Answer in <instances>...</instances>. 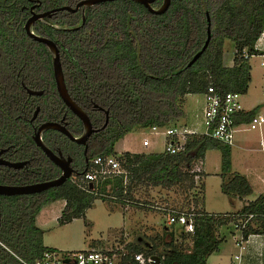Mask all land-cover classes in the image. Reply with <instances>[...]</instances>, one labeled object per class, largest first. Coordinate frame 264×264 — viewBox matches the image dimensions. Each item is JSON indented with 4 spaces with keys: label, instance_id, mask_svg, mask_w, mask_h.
<instances>
[{
    "label": "trees",
    "instance_id": "1",
    "mask_svg": "<svg viewBox=\"0 0 264 264\" xmlns=\"http://www.w3.org/2000/svg\"><path fill=\"white\" fill-rule=\"evenodd\" d=\"M80 1L0 0V148L9 149L5 154L8 161H31L22 169L0 166V184L27 185L60 174L35 147L24 126L36 107L41 111L38 121L51 120L54 106L65 111L73 136L82 132L80 121L56 93L48 49L30 39L23 28L32 12L74 7ZM161 2L155 0L152 8H158ZM263 27L264 0H171L162 15L151 14L133 1L116 0L96 4L84 12H57L35 22L34 34L51 40L58 49L69 96L86 111L94 128H101L105 122L104 113L93 110L94 105L108 112V122L88 141V164L82 150L67 138L48 136L49 146H58L74 158L75 174L61 186L31 196L28 202L17 200L13 211L0 209V241L16 257L11 256L7 264H32L43 252L52 250L42 245L43 231L35 221L45 206L64 201L58 221L65 224L85 217L97 199L132 204L133 190L142 185L182 190L185 203L179 210H172L192 215L193 233L180 227L179 235L174 236L167 227L162 236L149 238L144 246L126 243L125 261L142 253L157 256L160 264H206L224 240L220 229H234L248 215L254 217L241 231L243 240L253 234L264 235V196L237 213L208 214L203 210L204 187L193 168L206 151L220 152L224 194L245 198L252 192L242 175L231 172L230 146L210 137L190 135L181 153L152 155V164L146 169H139L146 163V155L117 154L114 150L116 143L137 127L179 126L185 116L186 96L203 94L208 86L222 94L245 95L250 66L249 59L240 54L243 50L250 57L257 54L254 45ZM207 28L211 38L206 50L187 67L203 47ZM227 40L234 45L231 68L223 63ZM22 85L45 94L30 97ZM252 117L251 112H242L235 122L248 123ZM96 157H114L124 173L88 183L81 189L72 180H79ZM107 185L112 197L103 194ZM167 233L169 241L165 242L163 236Z\"/></svg>",
    "mask_w": 264,
    "mask_h": 264
},
{
    "label": "rangeland",
    "instance_id": "2",
    "mask_svg": "<svg viewBox=\"0 0 264 264\" xmlns=\"http://www.w3.org/2000/svg\"><path fill=\"white\" fill-rule=\"evenodd\" d=\"M233 55L234 45L227 40L223 45V62L227 66L233 64ZM262 62L264 63V56L253 55L249 58L254 85L251 87V96L248 99L251 101L257 100L264 105V68L261 67ZM202 106L201 94H193L185 98V104L183 105L185 117L178 122V125L185 124L186 118L189 120L193 118L194 114H199ZM259 115L264 118V110ZM128 134L116 143L114 150L117 154H121L125 150L137 149L143 137L152 142L150 150L154 155L164 151L165 138L160 134L138 127ZM204 157V160L200 161L201 166L197 163V167L199 166L200 169L206 172L203 178L205 209L211 214L236 212L241 204L237 202L235 205L232 204L235 199L221 193L220 180L215 176V173L220 172V152L209 150L205 152ZM147 163H143V166L139 169H146L152 164L150 161H147ZM202 165H204L203 168ZM247 165L262 167L264 170V124L256 131L242 129L235 134L231 146V169L236 172H244V167ZM107 189H109V185H107L103 194L112 197L114 194L110 193L111 191L108 193ZM182 192L179 189L178 191H166L158 188H146L144 185L138 186L132 193V201L134 202L125 204L137 213L136 217L133 218L128 212L123 211L122 204L119 202L110 200L103 202L97 199L92 203V207L85 212V217L74 219L65 224H60L56 218L57 215L58 219L60 218L59 216H61L63 210L61 202L57 201L47 207L41 215L43 219L41 229L44 232L42 245L59 253H67L87 250L92 245H96L100 249L116 248L134 241L139 234H142L148 242L149 238L156 235L162 236L163 232L169 227L167 225V212L163 209L179 210L185 203V195ZM138 204L145 209V212H143V209L138 208ZM141 214H143V218ZM176 229L170 227L168 233L172 232L174 236H178L180 226L176 225ZM219 232L225 235L226 240H230L239 234L232 228H221ZM168 233L163 236L165 242L169 241Z\"/></svg>",
    "mask_w": 264,
    "mask_h": 264
},
{
    "label": "built area",
    "instance_id": "3",
    "mask_svg": "<svg viewBox=\"0 0 264 264\" xmlns=\"http://www.w3.org/2000/svg\"><path fill=\"white\" fill-rule=\"evenodd\" d=\"M261 36V35H260ZM255 50L257 45H254ZM243 59H249L250 56L246 50L240 54ZM204 106L202 110V127L203 131L198 133L181 126H153L149 130L151 132L162 135L164 139V151L168 154H179L184 150L187 137L190 135H201L210 137L220 143L228 146L233 145L235 134L244 129L256 131L264 124V118L255 115L248 123H236L235 117L244 112L241 104V95L229 92L222 94L216 91L212 86H208L202 94ZM143 147H148L149 142L144 140ZM119 162L114 157H96L93 158L88 166L87 172L76 181L81 189H85V185L95 182L106 177L123 174ZM199 177L196 176L195 180ZM167 212V225H179L184 232L193 233V224L191 214L176 213L172 209H163ZM248 215L245 220L239 221L234 225V230L238 232V236L233 237L238 246L245 240L241 236V231L246 224L253 218ZM126 244V243H125ZM125 244L116 248L104 249H87L77 252L59 253L56 250H48L42 253L32 264H152V256H145L142 253L134 254L128 261L124 257L127 256ZM235 264H243L239 255L234 257ZM22 264H28L20 261ZM160 264V263H159Z\"/></svg>",
    "mask_w": 264,
    "mask_h": 264
},
{
    "label": "water",
    "instance_id": "4",
    "mask_svg": "<svg viewBox=\"0 0 264 264\" xmlns=\"http://www.w3.org/2000/svg\"><path fill=\"white\" fill-rule=\"evenodd\" d=\"M111 1H116V0H82L78 2L74 7L63 6L55 10L46 11L43 13L32 12L30 17L25 22L23 28H24L26 35L33 41L45 45L46 48L48 49L50 56H51V61H52V73H53V80L55 84L56 93L58 97L60 98V100L62 101V103L68 109V111H70L72 115H74L80 121L82 125V134L79 137H75L65 128L64 125L53 123V122L43 123L35 132L32 140L35 143V145L43 152L46 158L51 163H53L57 168H59L61 175L58 178H55L52 180H47V181L25 185V186L0 185V195L16 196V195L38 194V193L47 191L51 188L61 186L69 178H71L73 174H75V170H73V168L71 167L72 158L63 157L61 152H58L57 154H55L47 146H45L41 140V134L43 132L49 131V130L57 131L63 134L70 142L77 144V145L85 146V151H86V143H87L88 138L94 132L98 131L92 127L91 121L86 111L83 108H81L79 105H77L68 94L65 81H64L63 71L61 68L59 52H58L56 45L47 38L35 35L33 32V25L37 21H43L45 18H51L52 15L57 12L67 11L70 13H76L80 9L82 12H84L87 8L92 7L96 4L104 3V2H111ZM129 1H133V2H136L144 6L148 10L149 13L154 14V15L164 14L168 10L170 6V2H171V0H162L158 8H152L151 5L155 2V0H129ZM82 21H83V16H82ZM210 38H211L210 30L209 28H207V39L203 47L188 63L187 67H190L206 50L210 42ZM27 93L28 95H32V96H40L42 94V92L31 91V90H27ZM94 108H97L99 111H103V109L98 107L97 105H94ZM38 111H39V108L35 110L32 120L35 118ZM104 113H105V123L102 128H104L108 122V112L104 111ZM25 164L26 162L10 163L0 158V166L8 167L11 169H21ZM151 258L153 261L152 264L160 263V260L157 256H152Z\"/></svg>",
    "mask_w": 264,
    "mask_h": 264
},
{
    "label": "crops",
    "instance_id": "5",
    "mask_svg": "<svg viewBox=\"0 0 264 264\" xmlns=\"http://www.w3.org/2000/svg\"><path fill=\"white\" fill-rule=\"evenodd\" d=\"M255 45H257V54L261 57L264 56V27H263V32L261 34V36L258 38V40L256 41ZM224 63V62H223ZM225 67L231 68L233 66V64H231L230 66H227L224 63ZM250 66V64H249ZM261 67L264 68V63H261ZM254 83H253V79L251 76V66H250V83L248 86V90L247 93L245 95H241L242 97V107H244V113H248L251 112L253 116L255 115H259L260 112H262L264 110V105L261 102H258L257 100L251 101L249 96H251V87H253ZM193 95V94H192ZM202 95V94H201ZM188 96L191 95H187L186 98ZM202 103L204 106V100H203V96H202ZM203 106L201 108V111L199 114H194L193 118L189 119L186 118V123L179 125L181 127H186L190 130H194L198 133L203 131V127H202V110H203ZM185 117V116H184ZM196 119V120H195ZM129 135V134H127ZM127 135H125L122 139H124ZM144 140H147L149 142V146L148 147H143L142 142ZM152 146V142L150 140H148L146 137L142 138L141 144L138 145L137 149H131V150H125L122 153H130V154H144L146 155L145 159L143 162H146L150 160H152L154 153L150 150ZM231 147V146H230ZM121 153V154H122ZM152 156V157H151ZM204 156L202 158V160H204ZM201 160H199L197 163L199 164V166H201ZM197 163L195 164L193 171H195L196 173L200 174V179L201 182L203 183V187H204V191H203V196L205 199V185H204V181L203 178L206 175V172L203 169H200L199 166L197 167ZM204 165H202L203 168ZM232 173H238L240 175H242L247 182L249 183L250 187H251V194L245 198H239L238 196H233V195H227L224 194L221 190V184H222V179L220 177L221 174V166H220V172L219 173H215V176L219 178L220 180V191L222 194L227 195L229 197H232L235 199V201L232 204H236L239 203L241 204L240 208L233 213H237L239 212L244 206L248 205L249 203L253 202L257 197L259 196H264V170L261 167H250V166H246L244 167V172H236V171H232ZM208 177V176H206ZM146 188H152V187H146ZM157 189V188H156ZM161 189V188H158ZM164 190V189H161ZM167 191V190H166ZM62 204V208L65 205L64 201H60ZM126 203L122 204L123 207V211L128 212L131 216L136 217L135 211L129 209V207L127 205H125ZM127 204H131V203H127ZM53 204L47 205L45 206L40 212L39 214L36 216V225L38 228L41 229V224L43 223V219L41 217L42 213L46 210L47 207H50ZM139 206V207H138ZM137 207L140 209H143V212H145L144 208H141L142 206L139 204ZM145 206V205H144ZM205 200H204V204H203V210L208 213L211 214L209 212H207V210L205 209ZM126 207V209H125ZM147 208V207H146ZM161 209V208H160ZM148 210V209H147ZM176 210V209H175ZM141 211V210H139ZM142 212V211H141ZM226 214V213H223ZM142 218H143V214H141ZM60 217V216H59ZM57 220H58V215L56 216ZM145 221V220H144ZM154 222V220H152ZM155 222H157L155 220ZM138 223V222H137ZM137 223H135L137 225ZM135 225V226H136ZM134 226V227H135ZM170 227H174V229H176V226H169ZM42 230V229H41ZM178 230V229H176ZM43 231V230H42ZM44 234V232H43ZM220 234V233H219ZM233 234V233H232ZM221 237L224 238L223 242L221 243L219 250L213 254H211L206 261V264H235V260L234 257L239 255L241 257V261L243 264H264V235L261 234H253L247 237V239L240 245L238 246L236 243L235 239H230V240H226L225 235L220 234ZM43 238V237H42ZM123 242V241H121ZM127 243H133V244H137L140 246H144L146 244V240L143 238V235L139 234L137 235V237L134 239V241L131 242H127ZM96 245H92L90 249H97L99 247H97ZM102 247V246H101Z\"/></svg>",
    "mask_w": 264,
    "mask_h": 264
},
{
    "label": "flooded vegetation",
    "instance_id": "6",
    "mask_svg": "<svg viewBox=\"0 0 264 264\" xmlns=\"http://www.w3.org/2000/svg\"><path fill=\"white\" fill-rule=\"evenodd\" d=\"M81 10V9H80ZM51 68H52V61H51ZM62 68V67H61ZM52 77H53V73H52ZM54 81V80H53ZM55 85V84H54ZM22 87H23V89H24V91L26 92V94L28 95V93H27V90H31V91H37V92H42V94L40 95V96H32V95H28V96H30V97H43L44 96V91L43 90H33V89H28V88H26L25 86H23L22 85ZM37 108H39V111L37 112V115L35 116V118L32 120V118H33V115H34V113H35V111L33 112V114H32V116L29 118V119H27L26 120V122H25V124H24V126L28 129V132L29 133H31V135H30V137H31V140H32V138H33V136H34V134H35V132L37 131V129L43 124V123H46V122H53V123H57V124H61V125H64L65 126V128L68 130V127L70 126V124H69V122L67 121V117H66V113H65V111H63L62 109H59V110H56L55 109V107L53 106L52 107V109H51V113H52V118H51V120L49 119V120H43V119H41L40 121H38V117H39V115H40V107H36V109ZM35 109V110H36ZM93 110H96V111H98V112H101V113H104V111L105 110H103V111H99L97 108H94V106H93ZM104 115H105V113H104ZM105 123V122H104ZM82 126V125H81ZM93 127V126H92ZM103 127V126H102ZM94 128L95 130H101V129H103V128ZM69 131V130H68ZM98 131H96V132H94L92 135H94V134H96V133H98ZM81 134H82V132H81ZM80 134V135H81ZM49 135H52V136H54L55 138H60V136H63V137H65L63 134H61V133H59V132H57V131H52V130H49V131H45V132H43L42 134H41V140H42V142L44 143V145L45 146H47L51 151H53V153H55V154H57L58 152H61V154H62V156L63 157H65V158H67V157H71L72 158V162H71V167L73 168V170H76L75 169V162H74V158L72 157V156H70L69 155V152H66V153H64V152H62L61 151V149L58 147V146H52V145H50L49 146V142H48V136ZM80 135H78V136H76V137H79ZM91 135V136H92ZM91 136L88 138V140H87V143H86V151H85V146H83V145H77V144H75L76 145V147H78L79 149H81L82 150V154H83V157H84V162L86 163V164H88V162H89V159L86 157V153H87V149H88V141H89V139L91 138ZM66 138V137H65ZM32 142H33V140H32ZM33 144L35 145V143L33 142ZM35 147L37 148V149H39L36 145H35ZM40 150V149H39ZM41 151V150H40ZM7 152H9V149L8 148H0V153H1V155H0V158H2L3 160H5V161H7V162H10V163H17V162H26V164L22 167V168H24V167H26V166H28L30 163H31V161L29 160V159H27V160H17V161H8L6 158H5V154L7 153ZM42 152V151H41ZM42 154H43V152H42ZM44 155V154H43ZM45 156V155H44ZM46 157V156H45ZM47 159V158H46ZM48 160V159H47ZM49 161V160H48ZM50 162V161H49ZM51 163V162H50ZM55 168H57L53 163H51ZM4 167V166H3ZM8 168V167H7ZM21 168V169H22ZM58 169V171H59V176L61 175V172H60V170H59V168H57ZM58 176V177H59ZM58 177H56V178H58ZM55 179V178H54ZM52 180V179H51ZM37 183H39V182H37ZM34 184V183H33ZM0 185H5V186H19V185H7V184H0ZM27 185H30V184H27ZM20 186H25V185H20ZM42 193V192H41ZM39 194V193H38ZM33 195H35V194H30V195H16V196H5V195H0V209H4V210H14V207H16V204L15 205H13V203H15L17 200L21 203V202H25V201H30V200H32V197L31 196H33ZM8 200H9V202H8ZM2 216H1V214H0V228H1V222H2ZM11 256H14L13 255V252L8 248V247H6L1 241H0V264H7V262H8V260H9V258L11 257ZM15 257V256H14ZM16 258V257H15Z\"/></svg>",
    "mask_w": 264,
    "mask_h": 264
}]
</instances>
